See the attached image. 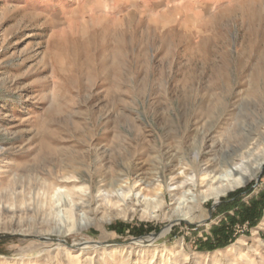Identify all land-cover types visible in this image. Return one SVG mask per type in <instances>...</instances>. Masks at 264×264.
<instances>
[{"label":"rangeland","instance_id":"1","mask_svg":"<svg viewBox=\"0 0 264 264\" xmlns=\"http://www.w3.org/2000/svg\"><path fill=\"white\" fill-rule=\"evenodd\" d=\"M262 160L264 0H0V264H264V211L251 228L220 212L258 198ZM232 164L246 183L192 208L200 167ZM50 182L101 211L61 242L27 223ZM109 182L162 191L101 221ZM221 226L233 241L203 250Z\"/></svg>","mask_w":264,"mask_h":264},{"label":"bare ground","instance_id":"2","mask_svg":"<svg viewBox=\"0 0 264 264\" xmlns=\"http://www.w3.org/2000/svg\"><path fill=\"white\" fill-rule=\"evenodd\" d=\"M264 164V160L257 162L255 170L258 171L261 169ZM214 171L210 166L205 165V169L202 170L200 167V171L198 170V174H201L200 185L204 183V180H208L207 186L208 190L205 192L196 191L194 197L195 201H192V208H196L197 202L201 199H209L225 195L227 192L234 190L243 186L246 181L249 179V175L240 168V166L236 164H232V166L224 167L219 176H215L211 173ZM196 175L192 176L190 182L191 187L196 188L198 186V182L193 178ZM220 184L219 186L213 187L214 184ZM101 185V184H100ZM149 185V184H148ZM147 185V186H148ZM108 189L102 190L101 187H97L98 193H104L103 200H106L107 204H110L109 210L103 211L101 216L102 220H108V217H112L113 215H126L130 208H134L135 204L142 206L143 210H148V207L151 205L152 197H157L158 193L162 191V186L159 185V188L154 190V194L149 196L147 193H142L141 189L134 194V191L131 187H127L126 191L123 190L122 185H117L116 182H109L106 186ZM168 186L165 187V189ZM82 189V188H80ZM178 189V186L175 190ZM42 194L39 193L41 197L38 202L36 208L30 209L29 207L25 211L33 210L36 213H39V218L36 219L32 217L28 220V225L37 226L40 230H36L33 233L42 236L45 238H50L52 235L58 237L57 241L61 242L62 239H66L67 237H76L79 235L85 228L91 225L95 219V217L101 213V211L93 210L86 205H77L73 200V192L71 189H68L65 184L61 183H44V186L40 188ZM135 196V199L132 196ZM202 197V198H201ZM22 198V197H21ZM161 200L155 201V206L153 208H157V206H161ZM124 204L120 207L119 204ZM24 201L20 200V203H14L11 205L12 213L17 212L24 205ZM119 208L116 212H113L114 209ZM190 208V207H189ZM191 213V208L185 212H180L177 214H173L171 216V221H179V220H188V217ZM99 216V215H98ZM19 223V222H18ZM20 224V223H19ZM264 225V222L263 224ZM28 232V231H27ZM45 233V234H44ZM47 233V235H46ZM27 234V233H24ZM258 248L254 249L253 252L257 253ZM248 253H240L238 255V260H244V257H247ZM70 258V257H69ZM72 262V260H71Z\"/></svg>","mask_w":264,"mask_h":264},{"label":"trees","instance_id":"3","mask_svg":"<svg viewBox=\"0 0 264 264\" xmlns=\"http://www.w3.org/2000/svg\"><path fill=\"white\" fill-rule=\"evenodd\" d=\"M251 194V188L247 187L230 193L226 198L221 200L222 208L220 212L226 213L225 218H229L230 224H239L240 226L246 224L248 228L257 225L264 211V190L259 192L257 199H251L248 206L242 205L240 208H237V205ZM229 211H234V214L237 216L230 217L228 215ZM233 239L232 231L225 226H221L213 230L212 237L207 238L201 245V248L206 251L222 249L228 246Z\"/></svg>","mask_w":264,"mask_h":264},{"label":"crops","instance_id":"4","mask_svg":"<svg viewBox=\"0 0 264 264\" xmlns=\"http://www.w3.org/2000/svg\"><path fill=\"white\" fill-rule=\"evenodd\" d=\"M264 222V221H263ZM263 222H262V224H263Z\"/></svg>","mask_w":264,"mask_h":264}]
</instances>
